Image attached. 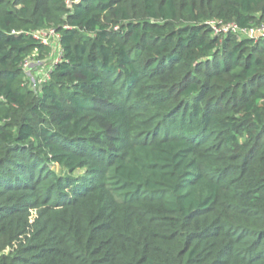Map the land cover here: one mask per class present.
<instances>
[{"label": "trees", "instance_id": "1", "mask_svg": "<svg viewBox=\"0 0 264 264\" xmlns=\"http://www.w3.org/2000/svg\"><path fill=\"white\" fill-rule=\"evenodd\" d=\"M214 21L264 0H0V264H264V39Z\"/></svg>", "mask_w": 264, "mask_h": 264}, {"label": "built area", "instance_id": "2", "mask_svg": "<svg viewBox=\"0 0 264 264\" xmlns=\"http://www.w3.org/2000/svg\"><path fill=\"white\" fill-rule=\"evenodd\" d=\"M208 26L211 28L212 33L215 35H226V34H233L239 38H249L254 40L264 39V24L261 25L258 28L255 29H241L234 23L225 24L221 21H214L208 23ZM45 32L39 33L43 34ZM39 34H35V38L39 39ZM48 36H55L56 39H58V36L55 35L53 31H50L49 33L46 32ZM42 42V40H41ZM44 45H46V42H43ZM59 58V55H58ZM29 59L25 60L23 63V68L25 71H29L31 68H33V65L31 62L28 61ZM58 60V59H57ZM40 62H37L36 65H39ZM48 79V74L44 77L42 82L46 81Z\"/></svg>", "mask_w": 264, "mask_h": 264}, {"label": "rangeland", "instance_id": "3", "mask_svg": "<svg viewBox=\"0 0 264 264\" xmlns=\"http://www.w3.org/2000/svg\"><path fill=\"white\" fill-rule=\"evenodd\" d=\"M37 36H39V38L42 40V43L46 42V45L51 46V48L54 50L50 56L45 55L46 57L43 58V61H39L38 58H29L28 61L34 65L29 71H25V81L27 82L28 86L34 90L38 89L39 85L42 83V80L48 74L50 63L54 60H57L59 55L58 42L55 36H48L46 33L39 34ZM31 57H36V55ZM37 62H40L39 65H36Z\"/></svg>", "mask_w": 264, "mask_h": 264}]
</instances>
